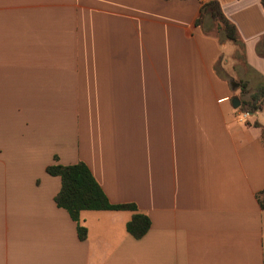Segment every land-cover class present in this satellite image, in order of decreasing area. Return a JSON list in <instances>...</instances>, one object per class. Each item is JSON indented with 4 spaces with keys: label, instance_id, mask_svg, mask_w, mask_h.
I'll use <instances>...</instances> for the list:
<instances>
[{
    "label": "crops",
    "instance_id": "crops-1",
    "mask_svg": "<svg viewBox=\"0 0 264 264\" xmlns=\"http://www.w3.org/2000/svg\"><path fill=\"white\" fill-rule=\"evenodd\" d=\"M211 1L237 42L194 0H0V264H264V9ZM78 162L143 238L83 211L79 239L47 172Z\"/></svg>",
    "mask_w": 264,
    "mask_h": 264
},
{
    "label": "trees",
    "instance_id": "trees-1",
    "mask_svg": "<svg viewBox=\"0 0 264 264\" xmlns=\"http://www.w3.org/2000/svg\"><path fill=\"white\" fill-rule=\"evenodd\" d=\"M260 3L264 9V0H260ZM204 12L210 14L229 40L238 41L237 28L226 18L218 1H211L205 5ZM241 87L242 93H247L243 84ZM263 104L264 86L251 92L250 101L244 102L241 109L254 114L262 109ZM47 172L49 175L61 179V190L56 195L55 202L77 223L80 240H86L88 236L87 228L81 225L80 216L83 211H130L134 214L126 225L127 232L135 239H141L149 232L150 218L139 212L135 204H112L85 163L78 162L69 166L55 164L49 166ZM258 201L261 208L264 209V192L259 195Z\"/></svg>",
    "mask_w": 264,
    "mask_h": 264
},
{
    "label": "built area",
    "instance_id": "built-area-1",
    "mask_svg": "<svg viewBox=\"0 0 264 264\" xmlns=\"http://www.w3.org/2000/svg\"><path fill=\"white\" fill-rule=\"evenodd\" d=\"M194 1H196L197 3L201 5H206L210 2V0H194ZM251 117H252V113L244 109L239 110L237 114V120L239 123H242V124L248 122Z\"/></svg>",
    "mask_w": 264,
    "mask_h": 264
},
{
    "label": "water",
    "instance_id": "water-1",
    "mask_svg": "<svg viewBox=\"0 0 264 264\" xmlns=\"http://www.w3.org/2000/svg\"><path fill=\"white\" fill-rule=\"evenodd\" d=\"M240 105H241V103H240L239 99L236 98V99L233 100V107L235 109H239Z\"/></svg>",
    "mask_w": 264,
    "mask_h": 264
}]
</instances>
